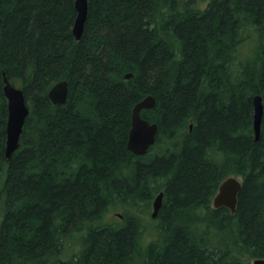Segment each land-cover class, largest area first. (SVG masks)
I'll return each mask as SVG.
<instances>
[{
  "label": "trees",
  "instance_id": "obj_1",
  "mask_svg": "<svg viewBox=\"0 0 264 264\" xmlns=\"http://www.w3.org/2000/svg\"><path fill=\"white\" fill-rule=\"evenodd\" d=\"M74 1L0 0V264L264 258V0H88L79 40ZM3 73L29 108L9 159ZM149 94L156 142L135 155L131 110ZM230 175L234 213L212 206ZM159 192L149 230L140 215Z\"/></svg>",
  "mask_w": 264,
  "mask_h": 264
},
{
  "label": "water",
  "instance_id": "obj_2",
  "mask_svg": "<svg viewBox=\"0 0 264 264\" xmlns=\"http://www.w3.org/2000/svg\"><path fill=\"white\" fill-rule=\"evenodd\" d=\"M88 0H75L74 7L76 15L72 25V34L75 40H79L83 34L84 23L87 18ZM1 24V18H0ZM132 77V73L127 72L124 78ZM2 93L7 101L6 117V138L4 155L9 159L11 154L19 148L20 135L23 130V124L28 115L29 108L26 103L23 90L20 86L12 83L5 73L2 76ZM48 97L53 103H64L67 97V81L60 80L56 82L48 91ZM155 99L149 94L136 102L131 110V125L128 130L126 147L135 155H143L155 143L158 131V125L155 122H149L140 116L142 109H151L154 107ZM263 114V103L260 95L253 97V131L254 139L258 140L261 130V118ZM241 188V179L236 176H227L223 179L215 195L212 198V206L218 208L224 206L235 212L237 195ZM162 192H159L152 200L151 217L155 218L162 202ZM120 216L119 213H116ZM251 264H264V258L258 257L251 261Z\"/></svg>",
  "mask_w": 264,
  "mask_h": 264
},
{
  "label": "rangeland",
  "instance_id": "obj_3",
  "mask_svg": "<svg viewBox=\"0 0 264 264\" xmlns=\"http://www.w3.org/2000/svg\"><path fill=\"white\" fill-rule=\"evenodd\" d=\"M17 86H19V85H17ZM235 176L238 177V178H241L239 175H235ZM152 200H151L150 208L147 211V213L145 215H140V216H142V219H143V222H144L146 228L149 229V230H151L155 226V224L157 223V220L155 219L156 217L153 218L150 215L151 211H152ZM116 213L121 214L122 213L121 209L115 208V207H110L109 210L107 211L106 217L108 219H111L112 217H119V216L116 215ZM146 235L149 236L151 234L149 232H146ZM69 255H70V252H67V253L64 254V257H68Z\"/></svg>",
  "mask_w": 264,
  "mask_h": 264
},
{
  "label": "bare ground",
  "instance_id": "obj_4",
  "mask_svg": "<svg viewBox=\"0 0 264 264\" xmlns=\"http://www.w3.org/2000/svg\"><path fill=\"white\" fill-rule=\"evenodd\" d=\"M156 142V141H155ZM231 176V175H230ZM233 176H235V175H233Z\"/></svg>",
  "mask_w": 264,
  "mask_h": 264
}]
</instances>
